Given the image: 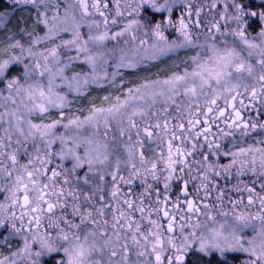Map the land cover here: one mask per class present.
I'll list each match as a JSON object with an SVG mask.
<instances>
[{
	"label": "snow or ice",
	"instance_id": "snow-or-ice-1",
	"mask_svg": "<svg viewBox=\"0 0 264 264\" xmlns=\"http://www.w3.org/2000/svg\"><path fill=\"white\" fill-rule=\"evenodd\" d=\"M6 3L12 7L0 10V29L11 23L16 9L30 7L44 32L33 35L27 47L9 36L0 48V56L7 54L0 59V77L15 63L25 69L23 81L7 80V95L0 92V226L7 223L23 240L0 264H18L13 257L22 255L40 264L45 252L66 253L72 242L90 240L85 264H232L228 253L246 254L243 264H264L252 247L264 239V147L225 148L223 143L237 132L242 137L264 132V50H259L264 8L250 0ZM144 6L166 12L163 23L150 28L142 23L138 17ZM174 9L180 13L175 18ZM253 20L260 25L255 35ZM141 29L151 35V44L139 38ZM168 29L175 30L176 39L167 38ZM149 48L154 54L148 59H156L155 53L195 50L187 58L190 70L146 79L122 96L106 95L83 117L65 111L69 94L83 95L104 81L115 86L120 70L136 69L145 57L135 54ZM213 50L220 59L235 53L226 65L235 83L222 86L223 73L211 79L201 73L204 87L181 88L194 62L206 66ZM77 62L88 70L77 71ZM53 111L59 118L49 115ZM248 111L256 118H246ZM220 180L235 181L231 191L236 199L226 195ZM176 182L180 190L172 195ZM241 207L244 211L237 210ZM229 221L234 226L226 230ZM246 230L252 235H244ZM52 238L59 248H43ZM66 264H72L71 258Z\"/></svg>",
	"mask_w": 264,
	"mask_h": 264
},
{
	"label": "rangeland",
	"instance_id": "rangeland-1",
	"mask_svg": "<svg viewBox=\"0 0 264 264\" xmlns=\"http://www.w3.org/2000/svg\"><path fill=\"white\" fill-rule=\"evenodd\" d=\"M6 4V8H10L12 6L8 5L6 3V0H3ZM129 3H131V0H128ZM250 3L252 6H259L264 5V3H257V0H250ZM219 8H223V2L219 5ZM205 13L208 12V9H204ZM179 9H174L173 16L174 18L178 16ZM9 15L11 16L12 13L10 12ZM167 13H155L151 8L148 6H144L140 12L139 19L141 20L142 23H144L147 27H152L156 23H163L165 16ZM15 18H19L21 21L28 22L33 25L31 28L24 29V31H21L19 26V21H13ZM36 18L37 14L35 10L31 9L30 7L28 8H19L15 10V16L11 20V26L10 24L5 28V29H0V36L1 38L5 37V33H7L8 28H11V31L14 33L15 36L18 37L15 40H12L14 43L16 40H21L23 39V36L29 35V33L37 26L38 30L33 33V35H43L44 29L43 25L37 24L36 23ZM29 24V25H30ZM122 27V25L120 26ZM120 27H116L114 30L119 31ZM146 29H141L140 32L138 33L139 38L146 39L149 41V44L152 43V37L149 34V36H144V31ZM250 30L253 35H255L257 29L254 24V20L250 22ZM197 33L199 30H196ZM165 35L169 40L176 39L177 38V33L175 32L174 29H168L165 32ZM65 38H67V35H65ZM201 42L203 40V37H200ZM31 40V39H30ZM29 41H27L24 46L27 47L29 46ZM115 43V41L111 42ZM7 43L5 44L6 47ZM44 45L41 44L40 47H43ZM138 45V42L136 44ZM128 48H131L132 45L126 46ZM147 48L148 45H145ZM195 50L192 49H182L178 50L177 52L170 53V54H165L163 56H160L158 53H155L156 59H148L146 57H151L154 53L153 51L149 48L147 52L141 51L138 54H135L137 57H145L143 60V63H141L136 69H121L120 70V75L116 77L115 81V86L108 82L104 81L102 87H98L95 85L90 86L83 95H76V94H69L68 99L70 100V105L69 107L65 110L67 113L73 115V116H81L83 117L84 115L87 114V109H82L81 106L79 107L80 102L83 100L84 97L88 96L92 90H100L102 88H106L108 92V96L115 97L117 95H123L126 94L127 89L130 87H135L137 84L143 83L146 79L150 80H155V79H165L167 78L168 75H170L172 72H180L183 73L185 70V67H189L190 70V64L187 61V58L191 55L194 54ZM16 55H19V50H16ZM74 54V53H73ZM116 55H119V52L116 53ZM134 54L129 52V56L132 57ZM3 58H7V54L3 55ZM255 63V60L253 61ZM27 63V61L25 62ZM108 71L109 73L115 71V67L112 63V61H109L108 64ZM74 68L77 71H87V66L80 64L77 62L74 65ZM257 70L258 66H257ZM24 65L20 63H15L9 66V68L6 70L5 75L3 77H0V92H3L4 95H7V89H6V83L7 80L10 79H18L20 81H23L25 79L23 73H24ZM103 103V101H102ZM49 115L59 118L57 116V113L55 111L51 112ZM63 129H61L62 131ZM66 166H70V162L66 164ZM232 192V191H231ZM234 194V192H232ZM4 200V194H0V202ZM231 206L225 207V211L230 210ZM58 214L60 210H57ZM239 211V210H238ZM19 214V210H17V215ZM23 245V240L21 236L15 232H13L10 229V226L5 223V225L0 226V258L3 256H9L12 257V254L14 252H17ZM35 250L38 249V245H34ZM14 259L17 260L18 264H30V261L26 257L22 256H17L13 257ZM56 260H60L61 264H66V257L64 256L62 250L58 251L57 253L53 254H42L40 257V264H55Z\"/></svg>",
	"mask_w": 264,
	"mask_h": 264
},
{
	"label": "clouds",
	"instance_id": "clouds-1",
	"mask_svg": "<svg viewBox=\"0 0 264 264\" xmlns=\"http://www.w3.org/2000/svg\"><path fill=\"white\" fill-rule=\"evenodd\" d=\"M264 50V45L261 46V49ZM213 59L209 61V63L201 67V62L196 61L194 62V68L193 70L186 73V79L180 83V87H185L188 85H195L198 89L201 87H204V82L201 77V73L203 74L204 79H211L215 77L219 73H223V75L220 77L221 79V85L231 87L235 81H231L228 78V72L230 71V68L226 67V65L229 63V61L234 60L235 53L232 54L231 57L227 56L225 54L224 59H220L219 55L213 50ZM167 91V89H165ZM4 218H7V212L6 209L3 212ZM234 226V222H224V227L226 230L231 229ZM213 227H219V225H213ZM257 228H260L259 223L257 222ZM42 234H37V238L40 239V236ZM69 240L71 241V237H69ZM60 242L56 240V238H52L51 244H48L47 242L42 243L43 248L51 247L52 249L59 248ZM83 244V251L84 256L81 257V247L80 245ZM93 242L90 240L87 244H85L83 241L80 242H72L70 246L67 248V252L65 253L63 249L62 252L64 256L66 257V262L69 258H71L72 264H85V261L88 259L87 253L89 247H91ZM96 247H99V243L95 245ZM252 247L255 248V251L257 254L261 255V259L264 260V239H257V241L252 245ZM54 253V252H53ZM45 254H48L45 252Z\"/></svg>",
	"mask_w": 264,
	"mask_h": 264
},
{
	"label": "flooded vegetation",
	"instance_id": "flooded-vegetation-1",
	"mask_svg": "<svg viewBox=\"0 0 264 264\" xmlns=\"http://www.w3.org/2000/svg\"><path fill=\"white\" fill-rule=\"evenodd\" d=\"M257 7L264 8V5L259 4V6H257ZM254 24L256 26V29L258 30L260 27L258 21L254 20ZM245 115H246V118H248V117L256 118V113L252 112V111L246 112ZM260 122L264 123V119H261ZM220 126L223 127V124H221ZM213 130L215 131L216 129L214 128ZM259 140L264 141V132H261V131L250 132L249 135L243 136V137L240 135L239 132H237L234 136L228 137L226 140H224L223 143H224L225 148H231L233 146V144H239L240 146H244V147H247L249 145H254L255 147H264V144L257 143V141H259ZM221 162L227 163L228 158L227 157H221ZM244 179L247 180L248 178L245 177ZM233 183H235V181H227V180H220L219 181L220 186L226 191V195L231 196L232 199H236L237 194L235 192H234V194L231 192V188H232ZM257 188H258V186H257ZM136 189L137 190L140 189V186L138 183L136 185ZM179 190H180V183L179 182L174 183L172 195H175L176 193H178ZM87 194H88L87 191H85L83 193V195H87ZM81 199H82V197H81ZM245 203H246V200H245ZM227 206H231V205L226 202L225 207H227ZM237 210L244 211L243 207L238 208ZM251 211L255 212L256 209H251ZM218 219H219V217H218ZM77 222H78V220H77ZM243 234L246 236H251L252 232H251V230H246ZM130 256L133 259H135V256L132 255L131 253H130ZM226 256H227L228 260L232 261V264H243V260L248 258L246 256V254H244V253H228V254H226ZM141 259H143V258H141ZM213 259H216L215 255L213 256ZM221 264H225V262H221Z\"/></svg>",
	"mask_w": 264,
	"mask_h": 264
},
{
	"label": "trees",
	"instance_id": "trees-1",
	"mask_svg": "<svg viewBox=\"0 0 264 264\" xmlns=\"http://www.w3.org/2000/svg\"><path fill=\"white\" fill-rule=\"evenodd\" d=\"M6 7L7 6H6L5 2H3V0H0V10H4V9H6ZM16 20L19 21V23H18L19 26H17V28L19 27L20 30L33 27L32 24L25 22V21H21L19 18H15V20H13V21H16ZM13 21H11V22H13ZM10 26H11V23H10ZM37 30H38V28L36 26L30 32L32 35H27V36L24 35L23 39L20 40L21 43L24 45L27 41H29L32 38L33 33ZM9 36H11V38H12L11 42H12V40H15L18 37V33H17V36H15L14 33L11 31V28L9 27L7 33H5V37L1 38L2 36H0V48H4L5 44L9 42V40H8ZM2 58H3V56H0V59H2ZM106 95L108 96V92H107L106 88H102L100 90H92L90 92V94H88V96L83 98V100L79 104V107L81 106L82 109H86V108H89V107H92L95 105H100L103 101V97Z\"/></svg>",
	"mask_w": 264,
	"mask_h": 264
}]
</instances>
